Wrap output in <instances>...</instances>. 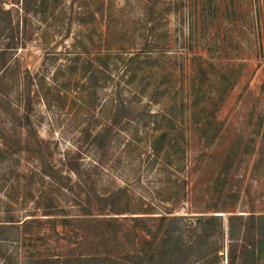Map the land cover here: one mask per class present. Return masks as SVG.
I'll use <instances>...</instances> for the list:
<instances>
[{
	"label": "rangeland",
	"instance_id": "1",
	"mask_svg": "<svg viewBox=\"0 0 264 264\" xmlns=\"http://www.w3.org/2000/svg\"><path fill=\"white\" fill-rule=\"evenodd\" d=\"M0 9L9 13L0 136L32 151L0 161V222L73 221L86 207L96 214L98 195L110 217H138L151 233L155 217L180 219L186 247L196 218L221 217L223 247L198 264H264V237L246 221L264 216V0H0ZM121 52L153 59L134 82L163 80L158 102L127 88L129 68L96 70L97 56ZM231 215L242 216L233 240ZM47 231L22 229L0 252L20 262L58 248Z\"/></svg>",
	"mask_w": 264,
	"mask_h": 264
},
{
	"label": "trees",
	"instance_id": "2",
	"mask_svg": "<svg viewBox=\"0 0 264 264\" xmlns=\"http://www.w3.org/2000/svg\"><path fill=\"white\" fill-rule=\"evenodd\" d=\"M1 15L9 16V13L0 9ZM7 23L10 24L9 22ZM94 62L96 64V70L99 73H103L104 70L116 71L120 66H123V69L125 67L126 69L129 68L131 73L129 74L126 86L131 91L132 88L134 89V95L140 96L150 102H158L160 95L165 94L166 85H163V80L159 85L148 83L141 86L139 83L135 84L134 82L144 69L151 68L154 61L150 57L140 58V54L127 57L124 52L105 53L104 55L97 56ZM85 70L89 74V81L93 79L97 80L94 77L96 76L95 72L88 71V69ZM99 87H102V85ZM120 119L121 116L117 113L114 116L112 124H115ZM95 142L101 148L102 143L100 139L96 138ZM0 144V161H4L9 156L21 151L32 152L29 150V144L22 143L20 139L0 136ZM152 148L155 155H158L162 150L154 145ZM37 159L40 163L42 158L40 155H37ZM51 176L55 180L52 173H49V177ZM58 178L59 180H67L66 177L59 176ZM94 199L99 206L96 214H92L90 207H86L73 221H71L72 219H67L64 216L61 217V215H55L53 213H44L42 216L47 217L46 219H27L21 221H18L15 217L8 216L4 221L0 222V248L2 244L7 242L18 246L20 230H40L41 227L49 231H47L48 235L51 236L59 247L45 250L43 253L31 257H24L23 259L25 260L20 262L12 253L6 255V252H0V263L178 264L181 262L179 264H184L186 262L187 264H198V261L203 257L210 254L216 255L223 247L221 217L196 218L194 229L196 234L193 236L194 240L190 246L186 247L185 235L181 231V227H179L180 219L166 214L155 217L153 220L157 222V229L154 233H151L149 229L138 226V223L143 222L138 217H110L104 211V201L106 199L104 200L98 195H95ZM87 202L89 203V199ZM115 215L117 216L119 214H113V216ZM50 216L52 219H49ZM240 220H242V216L231 215L227 218L228 236L230 240H233L235 237L238 228L237 222ZM246 221L252 227L253 224H256L255 229L258 236L260 238L264 237V216H256L250 213ZM127 222L131 227L125 225ZM148 236H152V238L148 240ZM71 237H73L72 241H70ZM218 238H220V242H211V240H217ZM55 243L51 245H55ZM153 244L154 247L152 248ZM259 245V252H262V241H259ZM61 246L63 248L60 250ZM211 247H214V249H210ZM251 253L253 254L254 251L252 250ZM234 260L235 257L231 259L229 264H235Z\"/></svg>",
	"mask_w": 264,
	"mask_h": 264
}]
</instances>
